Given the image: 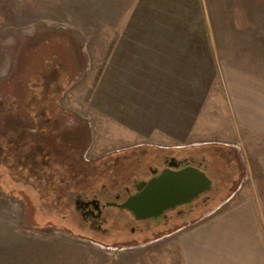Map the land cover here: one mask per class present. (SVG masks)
Instances as JSON below:
<instances>
[{"label":"rangeland","instance_id":"1","mask_svg":"<svg viewBox=\"0 0 264 264\" xmlns=\"http://www.w3.org/2000/svg\"><path fill=\"white\" fill-rule=\"evenodd\" d=\"M139 6L136 0H0V264H185L181 229L223 211L249 185L247 154L213 144L201 153H214L217 163L202 168L216 176L226 165L228 171L220 183L212 177L214 186L192 212L167 226L145 221L142 232L113 216L101 230L76 209L80 191L106 187L110 198L129 184L137 171L118 169L123 163L140 159L154 167L153 152L202 157L195 145L220 135L200 130L204 121L197 129L200 97L215 73L213 65L198 63L195 43H211L222 50V62L235 60L264 77V0L195 4L188 20L205 22L207 32L188 35L193 58L174 66L168 49L154 45L159 35L145 34L148 19L135 17ZM203 11L205 18L198 17Z\"/></svg>","mask_w":264,"mask_h":264},{"label":"crops","instance_id":"2","mask_svg":"<svg viewBox=\"0 0 264 264\" xmlns=\"http://www.w3.org/2000/svg\"><path fill=\"white\" fill-rule=\"evenodd\" d=\"M136 1L140 4L137 7L140 12L136 13L135 17L148 19L150 29H146L145 34L159 35L160 41L154 45L159 44L156 47L168 49V65H178L183 63L182 60L185 58H193L189 50L197 48L198 63L203 65L209 63L214 67L212 84L209 88L206 87L203 96L200 97L202 105L198 112L202 113V117L198 119L197 129L201 121H204L206 126L200 127V130L211 127L220 135L215 138L210 134L212 139L195 145L201 148L198 151L202 157L197 158L203 159L205 163L207 159L211 160L206 163L211 169V164L214 166L217 163V155L210 152L213 158L206 151L203 155L201 150L208 151L211 148L207 146L220 144L218 146L225 150L229 149L236 155L247 154L250 163L248 166L252 170L249 185L238 188L239 191L236 193H240V197L237 200L223 211L205 216L189 227L181 229L178 235L180 255L184 258L185 264H264V183L259 181V177L264 180V77L238 66L235 60H230L229 64L222 62L225 60L222 50L220 49L218 53L211 43H206L205 46L204 43L197 42L190 48L188 35L202 34L208 29L205 22L202 23V27H198L191 25L188 20L189 12L194 9L195 4L200 2L205 8L204 0ZM134 6L127 7V18L131 16L128 10ZM205 15L206 12L203 11L198 17L205 18ZM129 28L134 32L136 26L132 25ZM149 46L152 45L149 43L144 48L148 49ZM205 49L209 50L208 54ZM220 90L222 105L220 97L216 96ZM197 134L201 136L198 131ZM180 152L182 155L192 156L187 151ZM153 154L155 157L151 162L158 156L156 152ZM222 154H225L224 150ZM237 162L240 167L239 158ZM245 163L247 165L248 162L244 159L242 171L246 167ZM227 169L226 165L219 173L220 176H216L215 170L213 175L209 176L216 177L219 181L224 178ZM255 175L259 177L256 178ZM232 184H235L234 180Z\"/></svg>","mask_w":264,"mask_h":264},{"label":"flooded vegetation","instance_id":"3","mask_svg":"<svg viewBox=\"0 0 264 264\" xmlns=\"http://www.w3.org/2000/svg\"><path fill=\"white\" fill-rule=\"evenodd\" d=\"M154 163H155L153 164L154 167L151 166L145 167L143 164L139 163V161H136L134 170L137 172L133 176L132 180L129 182V184L124 185L121 189L112 192L110 198L107 197L110 195V192L107 191L108 189L106 187L105 188L103 187L98 190L95 189L96 191L90 188L88 190L80 191L79 193H76L77 196V200L75 201L76 209L79 210L80 214L83 217V220L90 221L92 223L91 224L92 227L101 229V224L107 221L106 220L107 217L112 218L113 216H115L112 218L114 221L120 222L119 220H121L125 223L131 222L132 224H135L136 227H139V231L144 232L145 229L147 228V224L144 222L145 221L151 222L153 219L134 220V218L131 217L126 211L120 210L116 206H107V205L109 203H114L117 205L124 202L134 194H140L142 192V190L140 189L141 184L143 182H147L151 180L156 175H158L162 170L168 169L169 164L174 165L173 167H171V169L173 170H181L187 166L198 167L200 165L202 168V166L205 165L203 159L197 158L195 156L182 155L180 152H176L175 155H171V156H168V153L162 155L158 154V156L154 159ZM137 174H139V176ZM108 199L109 200L112 199V201H108ZM192 204L194 203L192 202L190 204L177 207L175 210L169 212L166 211L156 221L159 222L163 220L164 221L163 225L167 226L168 222L172 218L177 219L180 217V215L183 216L192 212L193 211L192 206H194ZM115 209L118 211V213H113L111 211ZM158 231L159 233H162V231L160 230ZM155 234H157V232H155Z\"/></svg>","mask_w":264,"mask_h":264},{"label":"water","instance_id":"4","mask_svg":"<svg viewBox=\"0 0 264 264\" xmlns=\"http://www.w3.org/2000/svg\"><path fill=\"white\" fill-rule=\"evenodd\" d=\"M173 166L169 164L168 169L143 182L140 194H134L120 204L109 203L107 206H116L126 211L134 220H158L166 211L200 199L214 186L212 177L201 165L187 166L181 170L171 169ZM209 214L210 212H207L205 216Z\"/></svg>","mask_w":264,"mask_h":264},{"label":"trees","instance_id":"5","mask_svg":"<svg viewBox=\"0 0 264 264\" xmlns=\"http://www.w3.org/2000/svg\"><path fill=\"white\" fill-rule=\"evenodd\" d=\"M138 155H140V154H137V156ZM123 158V157H122ZM121 159V158H120ZM130 161H128V162H126V163H123L122 164V166H120L118 169H121L122 168V170L123 171H127L128 169L130 170L129 172H132L133 171V169H134V166H135V163H136V161L134 162V161H132L131 163H129ZM140 162V161H139ZM127 163H129L128 165H126ZM127 167H129V168H127ZM124 168V169H123ZM133 168V169H132ZM127 174V173H126ZM125 175V174H124ZM121 177L123 178H125L126 176H123V174H121Z\"/></svg>","mask_w":264,"mask_h":264}]
</instances>
